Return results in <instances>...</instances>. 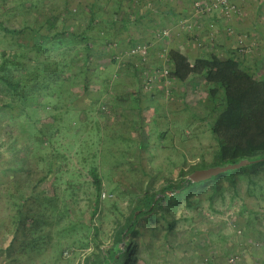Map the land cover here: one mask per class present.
I'll return each mask as SVG.
<instances>
[{"label":"rangeland","instance_id":"374dc122","mask_svg":"<svg viewBox=\"0 0 264 264\" xmlns=\"http://www.w3.org/2000/svg\"><path fill=\"white\" fill-rule=\"evenodd\" d=\"M194 2L0 0V104H14L0 111V264H77L94 241L110 246L133 197L166 180L178 182L181 169L211 161L216 143L212 118L203 107L204 86L190 100L185 83L169 77L166 53L182 48L191 61L213 52L224 57L225 29L236 38L233 56L243 64L252 59L249 37L231 35L234 29L227 23L240 14L235 0V13L214 10L224 18L221 31L209 20L213 12L197 11ZM91 3L99 21L89 32L98 37L88 56L84 42L72 35L87 25ZM66 6L73 13L64 21ZM167 9L181 14L162 15ZM52 13L56 28L44 43L42 27ZM26 24L37 31L23 30ZM3 49L25 56L13 53V61L1 64ZM33 55L47 63L35 79L42 96L19 111L17 92L30 70L25 57ZM86 55L95 65H88ZM50 71L58 82L42 88ZM9 147L13 152L6 151ZM91 167L102 179L96 209ZM14 169L21 176L29 172L32 180L48 170L35 190L41 198L19 197ZM173 204L168 212L144 216L124 264H240L245 237L254 239L250 247L264 251V239L254 237H264V226L247 224H258L264 214V164L180 195Z\"/></svg>","mask_w":264,"mask_h":264},{"label":"trees","instance_id":"16d2710c","mask_svg":"<svg viewBox=\"0 0 264 264\" xmlns=\"http://www.w3.org/2000/svg\"><path fill=\"white\" fill-rule=\"evenodd\" d=\"M68 3L69 2L66 4ZM92 4L93 3L88 7L87 25L79 31L80 33L72 35L74 39L78 40L77 43L79 41L84 42L85 45L83 48L88 50L86 53L87 55L92 51V41H97L96 38L98 37L95 36L96 38H93L91 37L92 35L89 34V32L97 26L99 21L93 14L94 12L91 8ZM64 11L67 13V16L63 18L65 21L73 11L69 10L67 6ZM56 17L57 14L52 13L48 17L50 19L47 18L46 22H44V27L42 28L45 30L43 34L40 35L44 43L46 42L45 38L51 36L50 29L56 28ZM45 25H47V28H45ZM2 28L6 31L17 32L16 29L12 30L3 26ZM27 29L28 31H32L35 28L33 25L29 26L26 24L23 30ZM35 31H37V29H35ZM53 35H60V32L55 31ZM16 44L21 46L19 42ZM9 50L10 52H4V49L2 50L3 52L1 53L3 58L1 64H8L10 61H13L16 58L13 53L25 56L22 52L19 53L14 49ZM87 55L84 59L88 65H91L92 62L87 61ZM25 58L30 70L27 71L28 75H24L25 82L21 86L20 92H17L19 102L21 101L18 109L19 111H23V108H26L29 102H40L39 99L42 96L38 88L40 87V82H35V79L40 76L39 66L47 64L46 60H37L38 56L37 58L34 55L30 57L26 56ZM166 58L169 77L178 82L185 83V91H187V95H190V100H195L200 84L204 86V90L206 91V102L203 104V107L205 108V113L212 118L209 127L213 140L216 143L212 159L208 163L200 162L187 169H181L179 171L181 180L178 182L166 180L158 189L146 190L141 195L133 197L128 204V213L124 221L117 222L118 225L114 230L110 246L102 248L101 242L94 241L93 249L77 264H124L130 257L132 248H130L129 245L131 240L138 234L136 227L142 223L145 215H155L163 210L168 212L172 209L171 204L173 203H171V200L173 198H176L174 203L176 204V202H178V196L180 195L186 197L190 196L201 186H205L209 183H217L221 177L227 178L234 172L250 171L264 164V79L256 78L253 73L245 69L241 61L232 54L226 57H221L215 53L208 56L199 55L191 61L188 56L180 50L173 48L166 53ZM14 62L19 63L17 61ZM42 71L41 73H44L46 69L42 68ZM0 79L3 80L2 77H0ZM43 80L44 85L42 88H51L50 86L53 83L58 82V76L50 71L46 73ZM13 105L14 104L11 102L1 101L0 111L5 108L9 109ZM30 107L32 108L33 106ZM13 149L14 147H9L6 151L11 150L13 152ZM241 159L252 160L250 164L253 166L250 168L245 167L244 169V166L238 169H230L212 176L209 179L194 183L185 178L186 175L190 174L195 169L235 163ZM21 167L22 166L19 168ZM48 169L50 172V167ZM13 171L15 172L12 174L14 176L13 183L20 192V198L28 201L31 198L37 199L42 197V193L39 195L37 191L35 193V190L50 174L48 170L45 175H42L36 180L29 179L31 176L29 172L21 176L16 174L18 170L14 169ZM89 173L92 179L93 189L95 190L94 208L96 209L100 201L102 179L94 167L89 169ZM231 179L233 181V178ZM168 191H171V194H169ZM159 194L163 195L159 196ZM165 203H170V206L165 207ZM173 226L174 221L169 222V230H171ZM129 235L130 238L126 241L125 238ZM122 242L124 243L123 248L120 247ZM122 257H124V261L121 262Z\"/></svg>","mask_w":264,"mask_h":264},{"label":"crops","instance_id":"0c3cea01","mask_svg":"<svg viewBox=\"0 0 264 264\" xmlns=\"http://www.w3.org/2000/svg\"><path fill=\"white\" fill-rule=\"evenodd\" d=\"M237 5L240 9L238 18L235 21H228L227 23L230 24L234 29V33L231 35H243L248 39L249 42V56H251L252 64H243L242 65L245 69L249 70L256 78L264 79V0H235ZM149 9V8H148ZM151 10V12H154ZM162 15L171 14L177 15L180 13L179 11H170L169 9L163 10ZM181 14V13H180ZM195 15L196 12H195ZM198 16V15H197ZM209 18V16H208ZM224 19L218 12H214L210 15V21L217 25L222 29L221 21ZM225 28V27H224ZM224 31H226L224 29ZM223 31V39L226 44L225 48V56L227 55H234L231 53L233 48L235 47L234 41L236 40L235 36L231 38L227 36V34ZM259 38V39H258ZM231 39V40H229ZM260 46V47H258ZM182 53H184L182 48H178ZM240 50V48L238 49ZM218 55V53L213 52ZM186 55V53H184ZM199 56V55H198ZM259 214V213H258ZM258 224L253 223L252 221H247L250 226L254 227H262L264 226V219L262 216L264 214H259ZM257 239H264V237H257ZM253 238L245 237V239H241V244L246 246L247 250L245 251V255L240 258V264H264V251L260 248L256 249L254 247H250V241ZM254 240V239H253Z\"/></svg>","mask_w":264,"mask_h":264},{"label":"water","instance_id":"95a60500","mask_svg":"<svg viewBox=\"0 0 264 264\" xmlns=\"http://www.w3.org/2000/svg\"><path fill=\"white\" fill-rule=\"evenodd\" d=\"M251 162L252 160L249 159H241L235 163H228L224 165H215L206 168L195 169L188 175L187 179L193 183L206 180L219 173L226 172L227 170L238 169L240 167L246 166ZM168 193L171 194V191H168Z\"/></svg>","mask_w":264,"mask_h":264},{"label":"built area","instance_id":"2783aa9c","mask_svg":"<svg viewBox=\"0 0 264 264\" xmlns=\"http://www.w3.org/2000/svg\"><path fill=\"white\" fill-rule=\"evenodd\" d=\"M194 7L197 11L207 10L213 12L214 10L219 9L227 16L232 12H237V5L234 3V0H210L209 3L207 2V0H195ZM238 42L242 43L240 45V48H243V39H239Z\"/></svg>","mask_w":264,"mask_h":264}]
</instances>
